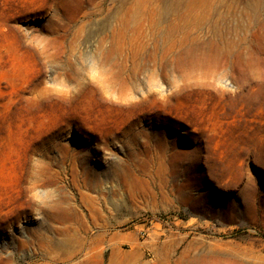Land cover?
<instances>
[{"label":"rangeland","instance_id":"1","mask_svg":"<svg viewBox=\"0 0 264 264\" xmlns=\"http://www.w3.org/2000/svg\"><path fill=\"white\" fill-rule=\"evenodd\" d=\"M163 2L0 0V264H264V0H184L174 35ZM143 39L190 78L130 106L107 60Z\"/></svg>","mask_w":264,"mask_h":264},{"label":"bare ground","instance_id":"2","mask_svg":"<svg viewBox=\"0 0 264 264\" xmlns=\"http://www.w3.org/2000/svg\"><path fill=\"white\" fill-rule=\"evenodd\" d=\"M165 7L163 16L165 17V22L169 35L172 34V31L177 30L180 28L177 26V21L175 20L176 13L183 8L184 0H164ZM188 11V7L182 16L186 15ZM168 15V17H167ZM177 19V18H176ZM155 27L151 28H142V37H145L146 32L153 30ZM124 30L121 31V35L123 37ZM226 51H231L232 45H228L226 47H222ZM177 45L173 44L168 47L160 46L158 43H150L146 39H143L142 42L138 44H126L123 40L119 43L116 48H113V52L110 57L108 58L107 62L110 64L108 73L110 74L109 83L115 86V83L119 81V77L122 79V94L124 95L125 99L128 100L130 106H139L144 104L148 99L154 98L158 99L160 97L159 92L156 91L153 86H157L159 74L158 68L160 70V65L169 63V65H164L171 67L172 71H179L181 72L178 77L183 80L190 78V75L187 73L188 69H185L181 66V63L177 60L180 59V56L185 53L186 48L177 51ZM177 51V52H176ZM167 60V61H166ZM106 62V61H105ZM104 62V64H105ZM163 66V65H162ZM147 72L148 75L146 76L147 80H141L140 74ZM162 72V71H161ZM106 73V72H105ZM163 75V74H162ZM165 76V75H164ZM161 79V78H160ZM144 83H147L150 89L143 95L141 99L134 100L132 99V94L139 90ZM159 85V84H158ZM117 92V91H116ZM162 94V93H161ZM161 98V97H160ZM159 98V99H160ZM165 98V97H164ZM152 99V100H154ZM162 99V98H161ZM96 183H100V180L96 181ZM90 201L93 203L95 208V212H99V208L97 207L98 202H96L95 198H91ZM60 211L63 210V206L60 202H56L54 204ZM87 238V237H86ZM89 240L94 238L88 236ZM87 238V239H88ZM79 238H69V243H80ZM55 245H60L59 242L54 241ZM83 244V242H82ZM66 255L68 258L72 257L71 252L66 251ZM65 258V257H64Z\"/></svg>","mask_w":264,"mask_h":264}]
</instances>
